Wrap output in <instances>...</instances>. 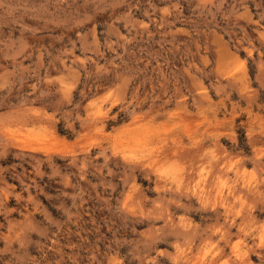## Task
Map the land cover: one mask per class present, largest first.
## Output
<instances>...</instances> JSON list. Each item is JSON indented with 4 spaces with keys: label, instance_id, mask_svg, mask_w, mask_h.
Instances as JSON below:
<instances>
[{
    "label": "rangeland",
    "instance_id": "rangeland-1",
    "mask_svg": "<svg viewBox=\"0 0 264 264\" xmlns=\"http://www.w3.org/2000/svg\"><path fill=\"white\" fill-rule=\"evenodd\" d=\"M0 264H264V0H0Z\"/></svg>",
    "mask_w": 264,
    "mask_h": 264
}]
</instances>
